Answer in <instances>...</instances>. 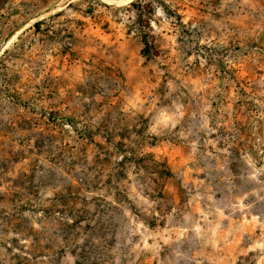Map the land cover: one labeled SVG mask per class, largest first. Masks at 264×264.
Segmentation results:
<instances>
[{
    "label": "rangeland",
    "instance_id": "374dc122",
    "mask_svg": "<svg viewBox=\"0 0 264 264\" xmlns=\"http://www.w3.org/2000/svg\"><path fill=\"white\" fill-rule=\"evenodd\" d=\"M0 264H264V0H0Z\"/></svg>",
    "mask_w": 264,
    "mask_h": 264
},
{
    "label": "trees",
    "instance_id": "16d2710c",
    "mask_svg": "<svg viewBox=\"0 0 264 264\" xmlns=\"http://www.w3.org/2000/svg\"><path fill=\"white\" fill-rule=\"evenodd\" d=\"M39 24H40V22H36V23H35V26H39Z\"/></svg>",
    "mask_w": 264,
    "mask_h": 264
}]
</instances>
